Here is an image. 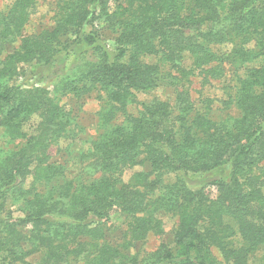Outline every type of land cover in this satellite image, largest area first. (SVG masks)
<instances>
[{"label":"trees","instance_id":"16d2710c","mask_svg":"<svg viewBox=\"0 0 264 264\" xmlns=\"http://www.w3.org/2000/svg\"><path fill=\"white\" fill-rule=\"evenodd\" d=\"M38 2L12 0L0 12V127L15 143L0 151L2 264H251L264 249V0H60L54 25L26 35ZM105 30L113 53L99 42ZM226 63L252 66L226 101L237 114L215 118L209 99L198 106L192 77L210 82ZM18 76L62 95L102 92L109 127L83 154L82 179L51 160L70 112ZM164 83L173 102L139 101ZM118 114L124 123L111 124ZM226 160L228 176L201 184ZM118 213L125 227L112 243ZM164 214L178 218L173 242L133 252L164 233Z\"/></svg>","mask_w":264,"mask_h":264},{"label":"rangeland","instance_id":"374dc122","mask_svg":"<svg viewBox=\"0 0 264 264\" xmlns=\"http://www.w3.org/2000/svg\"><path fill=\"white\" fill-rule=\"evenodd\" d=\"M59 1L60 0H39L38 8L26 25L24 34H32L53 26L59 13ZM11 4L12 0H0V12H7ZM99 35V42L106 46L110 53H113L117 47L115 34H113L110 30H105L100 32ZM81 48H83V46H77L76 49L79 51ZM227 48L228 46L222 47V49ZM152 60L153 59H148V61ZM76 61L77 56H71L68 60V66H71ZM185 63L186 66L189 67L191 60L186 59ZM251 66L252 64H248L246 69H236L231 63L223 64V68H225L223 76L211 79V81L207 83L204 82L202 77L198 75L192 77V93L193 97L196 98L195 100L198 106L202 108V106L206 103L205 99H209L211 101V108L213 109L211 114L215 118L227 117L229 114L236 115L237 110L235 106L232 104L227 105L226 101L229 98L230 93H233V87L236 83V74L243 76L248 67ZM15 82L18 84H33L35 82L37 83L36 85L48 87L50 90V96L52 98H56V100L64 105L67 112H70L71 124L68 127V132L50 147L51 160L63 163L67 168L69 176H74L79 179L85 177L88 172L85 173L84 171V166L87 163L84 162L85 156H83V154H87L91 150L92 141L109 127V125H104L100 121L99 114L101 107L104 105L102 92L92 91L91 93H86L82 97L78 98L73 94L62 95L55 92L52 84L45 79L36 78L29 80L26 77L18 76L16 77ZM174 96V86L164 83L156 89L139 93L138 99L141 102L149 101L154 98L173 102ZM139 109L140 105L134 104L129 107V112L136 114ZM124 121L125 115L118 114L116 119L111 124H123ZM14 145L15 143L9 141L0 127V151L4 152L9 150L13 148ZM91 171L94 172L93 169H91ZM229 172L230 161L226 160L221 167L205 175L203 178L204 180H201V184L218 176H228ZM130 174V171L126 172V180H128ZM200 186L201 185H197V187ZM208 189L211 196L215 195L216 190L214 186H210ZM16 214H19V212H16ZM162 220L164 222V233L162 235L151 233L146 241L138 244V247L133 249V252H137L138 250L149 252L157 249L158 245L162 241L168 244L173 242V235L177 227L178 218L171 214H164L162 215ZM124 227L125 225L122 215L119 213L115 214L112 221L108 224L109 230L106 235L107 241L112 243L120 241ZM214 253L222 260V255L218 249H214ZM39 259L40 255L28 258V260L33 263L39 261ZM251 261V264H264V249L259 251ZM0 264H2L1 256Z\"/></svg>","mask_w":264,"mask_h":264}]
</instances>
